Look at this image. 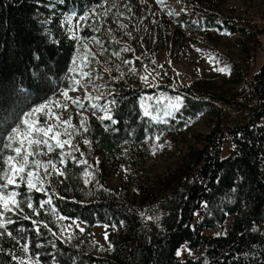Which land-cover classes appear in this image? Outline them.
I'll return each mask as SVG.
<instances>
[{
	"label": "trees",
	"instance_id": "trees-1",
	"mask_svg": "<svg viewBox=\"0 0 264 264\" xmlns=\"http://www.w3.org/2000/svg\"><path fill=\"white\" fill-rule=\"evenodd\" d=\"M102 1L0 0V153L5 157L14 154L3 145L24 115L72 87L77 41L60 18L80 15ZM223 21L230 33L246 37L242 50L252 61L264 25L238 18ZM116 86L105 127L95 120L88 127L92 149L106 159L115 158L125 145L139 148L147 139L181 128L200 114L211 113L218 121L186 170L139 188L136 200L123 189L109 188L100 170L86 184L82 167L67 161L48 213L38 205L5 213L0 264H264V60L230 98L196 91L193 83H172L181 107L167 115L141 110L144 91L154 89L122 82ZM58 216L78 220L82 228L63 233ZM228 216L224 234L205 235L224 227ZM96 224L110 228L109 249L95 241ZM184 243L187 251L179 256ZM189 249L199 253L189 254Z\"/></svg>",
	"mask_w": 264,
	"mask_h": 264
},
{
	"label": "rangeland",
	"instance_id": "rangeland-1",
	"mask_svg": "<svg viewBox=\"0 0 264 264\" xmlns=\"http://www.w3.org/2000/svg\"><path fill=\"white\" fill-rule=\"evenodd\" d=\"M225 18L264 25V0H163L162 3L159 0H103L80 15H62L61 25H65L77 41L70 67L72 87L42 103L47 107L41 112L26 116L41 105L31 109L22 120L28 119L30 123L35 120L39 127L52 125L55 132L63 133L67 128L71 136L61 135L58 139L69 143L59 148L55 146V140L50 139L54 149L51 152L42 146L43 154L34 159L43 163L33 166L36 173L33 182L40 191L29 189L26 178L15 188L10 185L7 191L18 193L16 200L20 206L11 211L0 207V224L5 223L6 212L32 210L36 205L49 212L46 206H51L61 183V176L50 166L51 175L45 174L44 166L49 160L63 173L67 161L76 162L82 167L86 184L94 182L95 173L100 170L109 188L123 189L135 200L139 188L155 185L164 178H174L186 170L193 162L194 150L202 146L204 135L218 121L211 113L200 114L181 128L147 139L139 148L125 145L113 159H106L92 149L88 127L93 120L105 127L107 119L104 117H111L112 112L111 93L118 91L116 84L119 82L134 88L154 89L145 90L140 98L145 114L153 109H159L163 115L173 112L171 105L177 103V95L170 90L172 83H193L196 91L230 98L264 60V32L259 36L261 46L251 61V55L242 50L246 37L230 33L224 26ZM221 68L226 71H218ZM160 86H167V89ZM65 91L71 99L62 95ZM73 101H79V104ZM58 104L67 105V109ZM69 118L73 127L61 123ZM19 128L21 133L28 130L23 124ZM61 160L65 163H60ZM28 203L33 208H28ZM55 221L63 233L70 232L74 226L82 228L78 220L58 216ZM229 221L228 216L224 227L208 229L205 235L224 234ZM109 229L104 224H96L93 228L95 241L103 249L110 248L106 238ZM186 247L187 243H184L177 250L179 256ZM23 251L26 254L24 260L28 261L26 250ZM188 253L196 255L199 251L189 249Z\"/></svg>",
	"mask_w": 264,
	"mask_h": 264
},
{
	"label": "snow or ice",
	"instance_id": "snow-or-ice-1",
	"mask_svg": "<svg viewBox=\"0 0 264 264\" xmlns=\"http://www.w3.org/2000/svg\"><path fill=\"white\" fill-rule=\"evenodd\" d=\"M159 2H163V0H159ZM106 14V13H105ZM170 15L172 13H169ZM80 19H86V17H80ZM95 39V38H93ZM99 43V41H96ZM127 50V49H125ZM75 63V61H74ZM218 71H226V69L221 68L218 69ZM85 76H87V73H84ZM142 79H147L146 77H142ZM77 83H79L77 81ZM66 98L71 99L68 97V92L65 91L62 93ZM177 103L171 105L176 110H179L181 107L180 104V97L176 98ZM74 103L79 104V101H73ZM57 106L67 109V105H60ZM83 107V105H80ZM47 105H41L40 107L33 110V112L27 113L26 116L31 117L33 113H39L43 109H45ZM95 107V105H93ZM147 114V113H146ZM111 117L106 116L104 119H110ZM56 119H59L57 116ZM62 124L67 125L68 127H73L71 124V119L63 120L61 121ZM21 124L27 125L28 130L24 133H21L19 127H13L11 129V133L7 136V139L9 143L4 144L3 148L10 149L11 152L14 153V155H8L4 156L2 153H0V181H3L0 183V207H2L5 211H11L13 208H18L20 206V202L16 200V196L18 193L16 191L8 192L7 189L11 185L13 188L18 185L20 180H25L27 187L29 189H36L37 191H40V189L37 187L36 183L33 182V177L36 175L35 171L33 170V166H40L43 162L36 161L34 157L39 154H43L42 146L44 148H47V151L51 152L53 151L52 144L49 143V140H55L56 147L63 148L65 144L69 143L67 140H60L58 139L61 135H67L71 136V133L67 131V128L64 129L63 133L61 132H55L54 127L52 125H48L47 127H39L37 125V121L33 120L31 123L28 119H24L21 121ZM84 126V122H81V127ZM85 131L87 129L85 128ZM52 134L49 136V134ZM17 137H20L17 139ZM86 144L89 143V141H84ZM13 144H16L17 146L13 147ZM31 158V159H30ZM60 163H65L64 160H61ZM49 166L51 167L52 171L55 172L58 176H63L64 173L60 171L55 163H53L51 160L47 162V164L44 166V172L46 175H51L49 172ZM28 208H33V205L31 203L27 204ZM26 219L28 217H25ZM11 223V221H9ZM0 228H4V224H0ZM11 235V233H9ZM107 238V237H106ZM25 250H27V246H25ZM180 253L177 252V255Z\"/></svg>",
	"mask_w": 264,
	"mask_h": 264
}]
</instances>
